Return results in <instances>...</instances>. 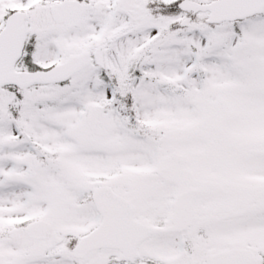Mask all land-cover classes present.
<instances>
[{"label": "snow or ice", "instance_id": "1", "mask_svg": "<svg viewBox=\"0 0 264 264\" xmlns=\"http://www.w3.org/2000/svg\"><path fill=\"white\" fill-rule=\"evenodd\" d=\"M0 264H264V0H0Z\"/></svg>", "mask_w": 264, "mask_h": 264}]
</instances>
